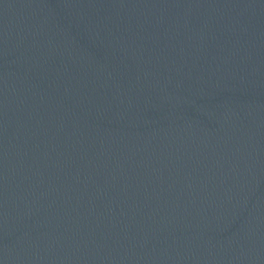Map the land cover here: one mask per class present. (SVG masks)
Returning <instances> with one entry per match:
<instances>
[{
	"label": "water",
	"instance_id": "water-1",
	"mask_svg": "<svg viewBox=\"0 0 264 264\" xmlns=\"http://www.w3.org/2000/svg\"><path fill=\"white\" fill-rule=\"evenodd\" d=\"M0 264H264V0H0Z\"/></svg>",
	"mask_w": 264,
	"mask_h": 264
}]
</instances>
